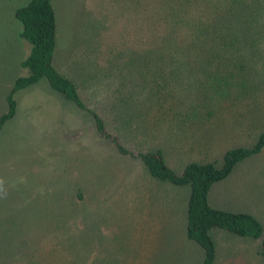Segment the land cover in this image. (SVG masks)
Masks as SVG:
<instances>
[{
	"label": "rangeland",
	"instance_id": "rangeland-1",
	"mask_svg": "<svg viewBox=\"0 0 264 264\" xmlns=\"http://www.w3.org/2000/svg\"><path fill=\"white\" fill-rule=\"evenodd\" d=\"M29 1L0 0V115L7 111L14 81L28 75L21 63L31 46L20 37L22 25L14 14ZM202 4L211 6L209 0H52L54 67L82 87L86 107L102 117L111 137L135 157L121 154L97 131L93 116L65 100L47 80L18 91L15 116L0 132V264L20 259L54 264L58 227L74 220L75 204L85 208L79 210L86 216L77 223L85 229L82 245L71 253L74 264L202 263V249L186 236L190 188L152 179L137 155L162 150L168 166L179 173L189 163L211 159L217 147L224 153L235 143L251 144L246 137L238 142L225 135L239 139L243 129L232 133L229 128L247 130L253 124L235 126L222 116L213 128L197 121L181 132L160 121L163 114L153 112L155 105L142 103L136 109L138 102L126 104L128 94H142L154 76H189L196 63L181 53V43H162L159 37L170 30L160 18L184 5ZM153 45L162 48L152 60H143V51ZM233 52L234 58L241 55ZM244 54L264 60L259 48ZM246 76L256 75L236 78ZM117 88L120 105L112 96ZM209 199L219 210L251 214L264 231V149L213 185ZM210 237L214 264H264L258 254L261 239L220 230Z\"/></svg>",
	"mask_w": 264,
	"mask_h": 264
},
{
	"label": "trees",
	"instance_id": "trees-1",
	"mask_svg": "<svg viewBox=\"0 0 264 264\" xmlns=\"http://www.w3.org/2000/svg\"><path fill=\"white\" fill-rule=\"evenodd\" d=\"M248 1L209 0V8L203 4L199 7L184 5L180 11L160 18L170 30L159 37L162 43L166 46L181 43V53H187L190 60L196 64L191 65L189 76L179 80L154 76L142 88V94L136 91L129 93L126 103L130 106V103L138 102L134 105L136 109L143 107L142 103L155 105L153 112H159L160 117L161 113L163 114L160 121L172 124L171 127L181 132L186 130L188 124L197 121L209 123L213 128V121L222 116L223 120H231L235 126L248 124L249 121L254 126H249L247 130L241 126L229 128L232 133H236V129H243L244 133L239 139L234 134L225 135L235 138L238 142L246 137L252 141L251 144L237 146L235 143L224 153V149L217 147L219 150H213L211 159L189 163L179 173L168 166L162 150L137 155L152 179L176 187L190 188L186 236L202 249L201 264H214L215 247L210 233L216 230L241 238L261 239L258 254L264 260V231L254 216L214 209L208 202L213 185L227 179L236 165L264 149V60L244 54L247 49L253 48L261 49L264 54V23L261 22L264 20V0ZM14 15L22 25L20 37L31 46L28 57L21 63L28 75L14 81L7 96V111L0 116V131L15 116L14 95L45 79L65 100L71 101L80 110L89 112L100 135L111 139L121 154L135 157L119 144L116 137H111L102 117L86 107L81 95L82 87L54 67L56 21L52 0H30L26 6L18 8ZM181 24L184 28L177 31V28L182 27ZM151 40L155 41L154 37ZM153 47L154 49L143 51L147 56L143 60H152L162 48L157 45ZM233 51L241 53L239 58H234L233 54L236 52ZM194 67L196 69L193 70ZM241 73L256 76L236 78ZM119 91L121 89L117 88L112 95L118 104L121 96ZM254 128L260 129L255 137L251 135ZM74 206V210H71V218L74 214V220L69 221V226L66 223L58 227L54 264H74L71 253L75 246L82 245L85 228L77 223L85 219L86 213L82 214L79 210L85 208L79 204ZM47 233L49 234V231ZM40 237L43 235H38L39 239ZM38 238L34 239L39 240ZM47 240L45 238V243ZM44 247H41L40 252L45 250ZM26 260H12L9 264H25Z\"/></svg>",
	"mask_w": 264,
	"mask_h": 264
},
{
	"label": "crops",
	"instance_id": "crops-1",
	"mask_svg": "<svg viewBox=\"0 0 264 264\" xmlns=\"http://www.w3.org/2000/svg\"><path fill=\"white\" fill-rule=\"evenodd\" d=\"M3 115V114H2ZM2 115H0V116H2ZM5 126V125H4ZM4 126H3V128H4ZM3 128H2V130H3ZM2 130L0 131V132H2ZM208 202H209V204H210V199H209V197H208ZM211 205V204H210ZM211 207L212 208H214V209H218L219 210V208H217V205L216 204H212L211 205ZM227 212H229V211H227ZM233 213H237V212H233ZM263 260V259H262ZM263 262H264V260H263Z\"/></svg>",
	"mask_w": 264,
	"mask_h": 264
}]
</instances>
